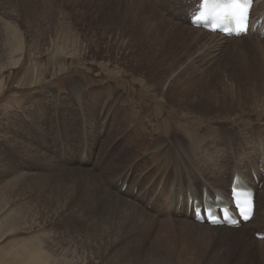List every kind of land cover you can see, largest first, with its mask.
<instances>
[{"label": "rangeland", "instance_id": "374dc122", "mask_svg": "<svg viewBox=\"0 0 264 264\" xmlns=\"http://www.w3.org/2000/svg\"><path fill=\"white\" fill-rule=\"evenodd\" d=\"M187 2L0 0V264H17L35 240L87 260L78 264H264L254 237L264 233V39L218 42L188 25ZM150 79L171 83L155 90ZM202 166L221 190L234 172L253 181V223L216 229L178 213L170 191L200 190ZM83 173L92 178L78 183ZM124 175L121 202L98 215L93 178L109 190ZM50 243L40 250L55 254Z\"/></svg>", "mask_w": 264, "mask_h": 264}, {"label": "bare ground", "instance_id": "6f19581e", "mask_svg": "<svg viewBox=\"0 0 264 264\" xmlns=\"http://www.w3.org/2000/svg\"><path fill=\"white\" fill-rule=\"evenodd\" d=\"M178 1H180V0H178ZM259 0H254V8H255V6H257V2H258ZM191 3H193V0H188V2L185 4V6H184V8H187V9H189V6H190V4ZM143 4V3H142ZM260 5H261V7L262 8H260L261 9V12L259 13V14H257L258 15V17L256 18V20H258L259 18H260V16L261 15H263L264 14V0H262L261 1V3H260ZM141 6V4L139 3V7ZM142 7V6H141ZM145 7V6H144ZM258 11V10H257ZM133 14H135V15H138L139 13H137V12H133ZM6 21V20H5ZM181 23V22H180ZM175 25V24H174ZM188 25H189V17H188ZM149 26L151 27V26H153V24L151 25V23H149ZM155 26V25H154ZM153 26V27H154ZM176 26V25H175ZM190 26V25H189ZM176 27H178V26H176ZM191 27V26H190ZM157 28V27H156ZM155 28V29H156ZM192 28V27H191ZM152 29V28H151ZM148 30V29H147ZM188 31L189 30H191V29H187ZM200 30V29H199ZM176 31H178L177 30V28H173V31H170V32H165V35H167V36H175L176 37V35H177V32ZM156 32V31H155ZM154 33V32H153ZM250 33V32H249ZM249 33L247 34V36H245L246 38L247 37H249ZM159 34V33H158ZM209 34V33H208ZM153 35V34H152ZM156 35V34H155ZM165 35H164V37H165ZM203 34L202 33H198V36H202ZM218 35V34H217ZM209 38H208V41H207V43H206V45L207 46H214V42H215V37H214V35H207ZM219 36V35H218ZM244 37V38H245ZM10 38V37H9ZM142 39V38H141ZM143 39H144V37H143ZM161 39V38H160ZM225 39H231V38H224V37H221L219 40H218V42H222V43H224V41H225ZM163 40V39H162ZM162 40H161V42H162ZM147 41V40H146ZM132 42V41H131ZM10 43L12 44L13 42H11L10 41ZM222 43H220V44H222ZM8 45V48H7V51L9 52V54L10 55H14V54H16L18 51H19V49L17 50L15 47H13L12 45ZM156 47L158 46V45H155ZM215 47V46H214ZM150 49V48H149ZM211 49H213V47H208V48H206V52H209V50H211ZM217 49V48H216ZM156 50V49H155ZM150 51V50H149ZM133 52V51H132ZM143 52V51H142ZM160 54H161V51H160V48H159V51H158ZM214 52H216V50L214 49V50H212L211 51V53H214ZM144 53V52H143ZM145 53H147V52H145ZM154 53V52H153ZM140 54V53H139ZM156 55H158V53H155ZM130 56V55H129ZM132 56V55H131ZM144 56V55H143ZM155 57V56H154ZM140 58V57H139ZM152 59V58H151ZM155 59V58H154ZM157 59V58H156ZM144 60V59H143ZM148 60H149V58H148ZM159 60V59H158ZM152 61V60H151ZM162 62V61H161ZM160 62V63H161ZM17 63H19V59L17 60V62H16V64ZM152 63V62H151ZM139 64V63H138ZM159 66V68L160 69H162V67L163 68H165V69H169L170 67V65H168V66H164V62H163V65L162 64H160V65H158ZM171 69V68H170ZM117 82V81H116ZM149 82V81H148ZM150 82H151V85L152 86H154L156 89L155 90H160V89H164L165 88V85L167 84L168 85V83L170 84L171 83V80H169V79H164V81L162 80V79H150ZM181 82H183L182 80H181ZM184 83H189V80H187V81H184ZM183 83V84H184ZM110 89H111V87H110ZM222 96V95H221ZM226 96V95H225ZM111 100V99H110ZM122 103V102H121ZM116 105V104H115ZM119 105V104H118ZM123 105V104H122ZM120 107V106H119ZM121 134V133H120ZM117 136V135H116ZM194 137H196V135L194 136ZM123 139V138H122ZM124 140H125V138H124ZM175 140V139H174ZM121 141V140H120ZM176 141V140H175ZM259 141V140H258ZM137 142H138V140H137ZM158 142V141H157ZM160 142V141H159ZM179 141H177V143H178ZM94 143V142H93ZM122 143V142H121ZM173 143V142H172ZM126 144V143H125ZM131 144V143H130ZM159 144V143H158ZM186 144V143H185ZM153 145H155V143L153 144ZM163 145V144H162ZM172 145V144H171ZM126 146V145H125ZM167 147V146H166ZM170 147V146H169ZM177 147H178V145H177ZM192 147H193V145H192ZM161 148V147H160ZM187 148V147H186ZM130 149V148H129ZM161 149H163V148H161ZM169 150V149H168ZM188 150V149H187ZM194 152H195V150L196 149H192ZM167 152V151H166ZM186 152V151H185ZM189 152V151H188ZM199 152V151H198ZM204 152H205V150H204ZM187 153V152H186ZM206 153H207V151H206ZM205 153V154H206ZM210 153H212V152H210V151H208V154H210ZM161 154V153H160ZM170 154V153H169ZM173 154V156H174V153H172ZM172 154H171V156H172ZM155 155H157L156 153H155ZM202 155V154H201ZM218 155V154H217ZM158 156V155H157ZM156 156V157H157ZM182 156V155H181ZM208 156V155H207ZM131 157V156H130ZM191 157V156H190ZM148 158V157H147ZM178 158V157H177ZM193 158V157H192ZM149 159V158H148ZM158 159H160V157L158 158ZM179 159V158H178ZM177 159V160H178ZM188 159V158H187ZM190 159V158H189ZM207 159V158H206ZM145 160V159H144ZM147 160V159H146ZM154 160V159H153ZM165 160V159H164ZM182 160V159H181ZM198 160V159H197ZM196 160V158L194 157V159H193V161L195 162L196 161V163L195 164H193L192 163V165L191 166H188L187 167V170L188 169H192V170H195L196 169V167H197V165H198V163H200L199 161H197ZM108 161V160H107ZM167 161V160H166ZM166 161H164L165 163H167ZM201 161V160H200ZM210 161V160H209ZM152 162V161H151ZM155 162V161H154ZM207 162V161H206ZM147 163V162H146ZM162 163H163V161H162ZM205 163V162H204ZM208 163V162H207ZM144 164V163H143ZM153 164V163H152ZM206 164V163H205ZM215 163L213 162L212 163V166L215 168V165H214ZM230 164V163H229ZM119 165V164H118ZM167 165V164H166ZM180 165V164H179ZM209 165V164H208ZM210 165H211V163H210ZM224 165V164H223ZM219 166V165H218ZM199 167H200V165H199ZM160 168H161V166H160ZM174 169V168H173ZM179 169V168H178ZM185 169V168H184ZM219 169H220V167H219ZM90 170V169H89ZM183 170V169H182ZM187 170H186V173H187ZM214 170V169H213ZM113 171V170H112ZM153 171V170H152ZM179 171V170H178ZM181 171V170H180ZM185 171V170H184ZM200 175L198 176V174H197V176H198V180H199V182H201V189L200 190H197V191H194V190H191V189H189L190 188V186L189 187H182V188H180V190H177V189H175L173 192H171L170 191V194H171V198H170V200H172V202H175V204L181 209V208H183V209H181L180 210V212H178L180 215H181V213L183 212V210L184 211H188V207H187V200H188V198H190V199H192V200H196V198L197 199H200V197H201V195H202V190L204 189V191L205 192H207V196H209L210 195V193H213L212 194V197H214L216 194H220V195H222L224 198H227L228 197V195H229V190H225V189H223V190H221V186H217V183H216V185L213 187L210 183H209V179L210 178H212V179H215V180H217V182H220V175H218V173L216 172L215 173V171L213 172V173H211L210 175H206L207 174V168L206 167H201V169H200ZM90 172V171H89ZM121 172V171H120ZM182 172V171H181ZM241 172V171H240ZM240 172H238L239 174H237V172H234V173H232V175H231V181H232V178H233V176H235V175H238L239 177H241L248 185H252V184H250V183H253V182H250L245 176L246 175H244V173H240ZM127 173V172H126ZM156 173V172H155ZM179 173V172H178ZM256 174V173H255ZM84 175V176H83ZM104 177V176H103ZM119 177V176H118ZM76 178V181L78 182V183H82L81 182V180H84V181H90V179L92 178V177H90L88 174H80V176H79V178H80V180L77 178V177H75ZM98 178V177H97ZM114 178H116V179H111V183L110 184H108V186H110V189L109 190H106V189H104V186H103V190H102V188H101V186H100V183H98L97 181H95V178H93V181L95 182V184H96V186H97V189H98V192H99V194H100V196H101V202H100V204H99V211H98V215H101V216H108L109 214H110V212H111V210H112V208L114 207V205L116 204V203H118V202H121V201H119L118 199L119 198H117V196H116V194L118 195L119 194V190L120 189H118V193H117V189H116V187H117V185L119 184V183H121V182H123V181H125V180H127V175H124V176H121L120 178H117V176L116 177H114ZM139 178V177H138ZM186 179H187V177H186ZM192 179V178H191ZM188 180V179H187ZM219 180V181H218ZM100 181V180H99ZM131 181V180H130ZM231 181H230V184H231ZM19 182V179L17 178V177H15L12 181H11V183L12 184H17ZM54 182H56V181H54ZM187 182V181H186ZM189 182V181H188ZM58 181L56 182V183H54L52 186H51V188L50 189H53L54 187H56V186H58ZM133 183V182H132ZM131 183V184H132ZM197 183V182H196ZM106 184V185H107ZM221 184V183H220ZM230 184H229V189H230ZM190 185V184H189ZM61 186V185H60ZM107 186V187H108ZM45 187H49V185H47V186H45ZM62 187V186H61ZM133 187V186H132ZM63 188V187H62ZM135 188V187H134ZM49 189V190H50ZM64 189V188H63ZM127 189H129V188H127ZM197 189V188H196ZM65 190V196H67V194H69L70 193V191L69 190H67V189H64ZM183 190V191H182ZM131 191V190H130ZM215 191H219V193L218 192H215ZM143 192H144V190H143ZM60 193H62V190H60L59 189V186L56 188V190H55V193H53L52 195H53V198L51 199V204H57V202H59L60 200L62 201V196H61V194ZM104 194H106V196L104 195ZM130 194V193H129ZM128 194V192H127V195H129ZM104 195V196H103ZM142 195V194H141ZM161 195V194H160ZM64 196V197H65ZM103 196V197H102ZM109 196H110V199H109ZM119 197V196H118ZM136 197V196H135ZM138 197V196H137ZM210 197V196H209ZM112 198H114V199H112ZM3 199V198H2ZM146 199V198H145ZM152 199V198H151ZM167 199V198H166ZM128 200V199H127ZM168 200V199H167ZM166 200V201H167ZM126 201V200H125ZM157 201V200H156ZM156 201H154V203H153V205H156L157 204V202ZM165 201V202H166ZM1 202V201H0ZM150 202V201H149ZM256 203H257V197H256V195H255V213H254V216L252 217V219L248 222V223H246V225H248L249 226V224H251V223H253V221L256 219ZM1 204V203H0ZM60 204V203H59ZM58 204V205H59ZM167 204V203H166ZM134 205V204H133ZM122 206H124V207H127V208H129V207H131L130 205H128V204H126V203H124L123 202V205ZM168 207V206H167ZM1 209V208H0ZM3 210V209H2ZM179 210V209H178ZM2 214V213H1ZM182 217H186L185 215L184 216H182ZM191 217H192V219H193V215H192V213H191ZM8 221H9V219H8ZM9 222H12V224L11 223H7V225L9 226V227H11L12 229H17V227H18V222H17V220H16V218H14L13 219V221H9ZM203 226V225H202ZM252 226V225H251ZM205 227V226H204ZM11 228H7V230L4 232V233H6V232H8V231H10L11 230ZM217 228H219V227H217ZM216 228V229H217ZM221 228H225V229H228V230H231L230 228H226V227H221ZM244 228V227H243ZM233 231H234V229H233ZM236 231V230H235ZM258 234H260V233H258ZM42 242V241H41ZM41 242H39V241H37V240H35V241H32V243H29L28 245H24L23 247H22V249H23V253H24V258L23 259H21V260H19L18 261V263L17 264H78V263H84L85 261H87V260H79L77 257H76V255L75 254H73V253H67V252H64L63 250H61V248H60V246L59 245H52L50 242V240H46L45 241V243L47 244V243H50L48 246H49V248H48V246L46 247L47 248V250H49L50 252L51 251H54V252H56L55 254H52V253H50V254H52V255H50V254H48L49 252H47V254H45L44 252H42L40 249L41 248H44V247H41L40 245H44L45 243H41ZM59 246V247H58ZM51 248V249H50ZM55 248H57V249H55ZM52 249H54V250H52ZM13 253V252H12ZM15 253V252H14ZM61 253H65V255L64 256H61ZM17 256V255H16ZM15 257V256H14ZM17 259H15L14 261H16ZM1 261V260H0Z\"/></svg>", "mask_w": 264, "mask_h": 264}]
</instances>
